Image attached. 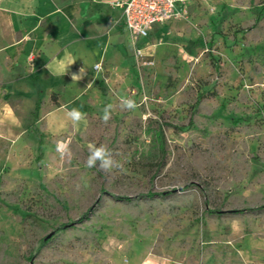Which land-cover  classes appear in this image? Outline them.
<instances>
[{"label": "rangeland", "instance_id": "rangeland-1", "mask_svg": "<svg viewBox=\"0 0 264 264\" xmlns=\"http://www.w3.org/2000/svg\"><path fill=\"white\" fill-rule=\"evenodd\" d=\"M197 8L151 64L129 43L81 126L0 140V264H264V0ZM90 144L122 167L88 168Z\"/></svg>", "mask_w": 264, "mask_h": 264}, {"label": "crops", "instance_id": "crops-1", "mask_svg": "<svg viewBox=\"0 0 264 264\" xmlns=\"http://www.w3.org/2000/svg\"><path fill=\"white\" fill-rule=\"evenodd\" d=\"M123 1L0 0L1 141L21 138L39 125L41 133L58 137L85 122L74 123L68 113L73 108L83 112L89 97L97 96L102 78L117 77L130 66V34L124 8L116 4ZM211 1L185 0L177 8L186 4L199 12V5ZM171 23L182 24L171 20L155 25L140 41L145 51H153L155 44L148 41ZM68 60L75 63L67 74H53L58 63ZM80 68L85 75L72 80ZM142 264L173 261L147 256Z\"/></svg>", "mask_w": 264, "mask_h": 264}, {"label": "built area", "instance_id": "built-area-1", "mask_svg": "<svg viewBox=\"0 0 264 264\" xmlns=\"http://www.w3.org/2000/svg\"><path fill=\"white\" fill-rule=\"evenodd\" d=\"M185 0H124L125 23L130 34V44L133 50V56L138 64H151V60L144 61L145 57L150 55L141 46L140 41L149 37L151 30L157 24H162L175 20L181 16L182 12L177 5ZM100 64L95 66L96 69Z\"/></svg>", "mask_w": 264, "mask_h": 264}, {"label": "clouds", "instance_id": "clouds-1", "mask_svg": "<svg viewBox=\"0 0 264 264\" xmlns=\"http://www.w3.org/2000/svg\"><path fill=\"white\" fill-rule=\"evenodd\" d=\"M75 60H68L65 62H60L57 64L53 74H67L69 66L73 65ZM85 75L84 69L80 68L79 73L72 74V80H80ZM112 105L108 104L103 109L102 120L107 123L111 119ZM120 107L123 110H134L137 105L136 102L130 98H121ZM69 117L76 124L85 119V114L81 112L78 108H73L68 113ZM68 150V145L63 142H58L57 151L63 156ZM86 166L88 168H99L100 171L104 173H110L114 168H121L122 165L119 161L115 159L113 150L107 145L101 144L96 146L94 144L89 145V155L86 160Z\"/></svg>", "mask_w": 264, "mask_h": 264}, {"label": "trees", "instance_id": "trees-1", "mask_svg": "<svg viewBox=\"0 0 264 264\" xmlns=\"http://www.w3.org/2000/svg\"><path fill=\"white\" fill-rule=\"evenodd\" d=\"M159 135H160V133H159ZM161 135H162V133H161ZM161 137H162V136H161ZM163 139H164V138L162 137V138H161V144H162V145H164V144H163Z\"/></svg>", "mask_w": 264, "mask_h": 264}]
</instances>
